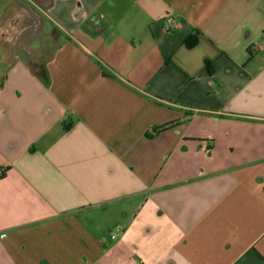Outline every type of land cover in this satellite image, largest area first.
Listing matches in <instances>:
<instances>
[{"label":"crops","instance_id":"1","mask_svg":"<svg viewBox=\"0 0 264 264\" xmlns=\"http://www.w3.org/2000/svg\"><path fill=\"white\" fill-rule=\"evenodd\" d=\"M0 264H264V0H6Z\"/></svg>","mask_w":264,"mask_h":264},{"label":"rangeland","instance_id":"2","mask_svg":"<svg viewBox=\"0 0 264 264\" xmlns=\"http://www.w3.org/2000/svg\"><path fill=\"white\" fill-rule=\"evenodd\" d=\"M5 1L6 0H0V4L2 5ZM98 230L99 232L96 234V238L98 239V237H100V239L105 242L110 240L111 233H116L115 225L109 226V224H104Z\"/></svg>","mask_w":264,"mask_h":264},{"label":"trees","instance_id":"3","mask_svg":"<svg viewBox=\"0 0 264 264\" xmlns=\"http://www.w3.org/2000/svg\"><path fill=\"white\" fill-rule=\"evenodd\" d=\"M197 42H198V34H194V35L190 36V37L186 40L185 45H186L188 48H192V47H194V46L197 44ZM173 125H174V123H172V124H168V125H165V126H162V127L155 128V129L153 130V134H157V133H159V131L164 130V129H167V128L173 126ZM153 134H152V135H153Z\"/></svg>","mask_w":264,"mask_h":264},{"label":"built area","instance_id":"4","mask_svg":"<svg viewBox=\"0 0 264 264\" xmlns=\"http://www.w3.org/2000/svg\"><path fill=\"white\" fill-rule=\"evenodd\" d=\"M167 24L169 26V28L173 29L175 27V21L172 18L167 19ZM112 238L114 239L115 236H112Z\"/></svg>","mask_w":264,"mask_h":264}]
</instances>
